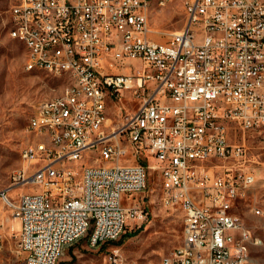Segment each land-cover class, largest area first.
Returning <instances> with one entry per match:
<instances>
[{
  "label": "built area",
  "instance_id": "2783aa9c",
  "mask_svg": "<svg viewBox=\"0 0 264 264\" xmlns=\"http://www.w3.org/2000/svg\"><path fill=\"white\" fill-rule=\"evenodd\" d=\"M149 2L16 0L9 9V36L34 45L24 69L69 79L59 100L34 108L27 127L43 139L22 149L0 190L25 264H57L85 235L98 247L142 223L134 195L150 169L161 203L182 212L181 241L161 264H258L250 247L261 240L235 209L258 162L246 132L258 131L264 149V0H184V25L163 39L143 18ZM120 59L139 65L121 72ZM17 185L34 188L11 198ZM106 260L125 264L114 249Z\"/></svg>",
  "mask_w": 264,
  "mask_h": 264
},
{
  "label": "rangeland",
  "instance_id": "374dc122",
  "mask_svg": "<svg viewBox=\"0 0 264 264\" xmlns=\"http://www.w3.org/2000/svg\"><path fill=\"white\" fill-rule=\"evenodd\" d=\"M183 1L167 0L164 5H159L156 0H151L148 18L153 36L163 39L167 33L184 25ZM15 2L0 0V190L8 188L11 173L23 165L22 149L38 140L36 133L27 127L34 108L43 99L60 96L69 83L67 77L24 69L25 47L8 34L9 9ZM115 62L121 72L126 71L125 64L139 65L137 60ZM125 103L126 99H123L114 104L110 116L115 117ZM259 138L254 131L245 134L248 152L258 162L253 165L255 181L239 201L236 212L251 235L261 240L260 245H251L250 256L258 264H264V149ZM231 139L241 141V132L237 130V135L232 134ZM83 162L84 159L69 164L78 167ZM148 163L154 165L155 160L150 159ZM30 188L34 187L17 185L8 191V195L16 198ZM160 195L158 173L150 169L146 189L134 195L138 205L147 212V218L142 223L130 222L118 239L98 247H90L85 235L64 250L57 264H108L107 255L113 249L118 251L125 264H161L162 258L181 241L182 212L178 207L164 206ZM254 209H259L260 213L255 214ZM18 230V221L0 197V264H25L24 253L18 248Z\"/></svg>",
  "mask_w": 264,
  "mask_h": 264
},
{
  "label": "bare ground",
  "instance_id": "6f19581e",
  "mask_svg": "<svg viewBox=\"0 0 264 264\" xmlns=\"http://www.w3.org/2000/svg\"><path fill=\"white\" fill-rule=\"evenodd\" d=\"M166 1L167 0H156L157 4H159V5H164L166 3ZM150 2H151V0H150ZM150 2H149V6H143V18H148V12L150 9ZM16 39L18 41H20L23 44V46L25 47V64H32L33 56H34V45H33V43L30 40H27L23 37H16ZM36 71H44L46 73L51 74L50 69L48 67L36 68ZM54 76L66 77V75L63 73H54ZM66 87H67V84H66L62 94L65 93ZM59 99H60V96L52 98V100H59ZM35 133L38 137V140L43 139V132H35Z\"/></svg>",
  "mask_w": 264,
  "mask_h": 264
},
{
  "label": "crops",
  "instance_id": "0c3cea01",
  "mask_svg": "<svg viewBox=\"0 0 264 264\" xmlns=\"http://www.w3.org/2000/svg\"><path fill=\"white\" fill-rule=\"evenodd\" d=\"M233 125H234V124H233ZM233 125H231V127H230V128H231V135L234 134V129H235V128H233ZM252 132H253V131H252ZM254 132L257 133V135H258V131H257V132L254 131ZM124 203H127V200H126V199H124ZM238 203H239V202H238ZM235 211H236V209H235Z\"/></svg>",
  "mask_w": 264,
  "mask_h": 264
}]
</instances>
